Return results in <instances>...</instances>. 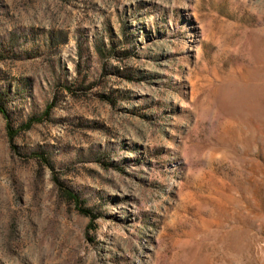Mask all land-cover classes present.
I'll use <instances>...</instances> for the list:
<instances>
[{"label": "rangeland", "instance_id": "1", "mask_svg": "<svg viewBox=\"0 0 264 264\" xmlns=\"http://www.w3.org/2000/svg\"><path fill=\"white\" fill-rule=\"evenodd\" d=\"M0 106V264H264V0H0Z\"/></svg>", "mask_w": 264, "mask_h": 264}, {"label": "trees", "instance_id": "2", "mask_svg": "<svg viewBox=\"0 0 264 264\" xmlns=\"http://www.w3.org/2000/svg\"><path fill=\"white\" fill-rule=\"evenodd\" d=\"M0 112L6 117L8 118V114L6 112V110L0 106ZM35 122V121H34ZM33 124V121L30 120L29 122L23 124L19 130H14L12 129L10 124H7V132H8V136L10 139H13L21 130H28L31 128ZM65 194L69 197V199L71 201H73L75 203L76 209L78 210L79 213H81L82 215L89 217L90 218V222L88 224V229L94 227V221L97 219V215L94 214L90 209L84 207L82 205V201L79 199L78 195H76L75 193H73L70 190H65Z\"/></svg>", "mask_w": 264, "mask_h": 264}, {"label": "bare ground", "instance_id": "3", "mask_svg": "<svg viewBox=\"0 0 264 264\" xmlns=\"http://www.w3.org/2000/svg\"><path fill=\"white\" fill-rule=\"evenodd\" d=\"M195 13H196V12H195ZM195 13H194V14H195ZM195 15H196V14H195ZM196 16H197V15H196ZM196 16L193 17L194 20H196ZM197 18H198V17H197ZM202 25H203V24H202ZM198 29H199V28H198ZM204 29H205V28H204ZM204 29H202V30L204 31ZM202 30H201V31H202ZM198 31H199V30H198ZM198 33H199V32H198ZM202 34H203V33H202ZM192 86H193V85H192Z\"/></svg>", "mask_w": 264, "mask_h": 264}]
</instances>
